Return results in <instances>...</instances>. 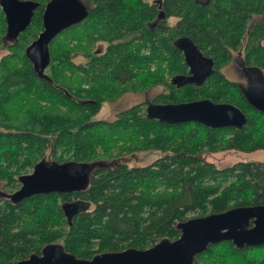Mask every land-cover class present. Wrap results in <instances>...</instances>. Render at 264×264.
I'll return each instance as SVG.
<instances>
[{"label": "trees", "instance_id": "1", "mask_svg": "<svg viewBox=\"0 0 264 264\" xmlns=\"http://www.w3.org/2000/svg\"><path fill=\"white\" fill-rule=\"evenodd\" d=\"M21 1L36 8L28 29L12 39L10 54L0 59V181L19 187L20 177L46 150L50 163L87 166L89 180L72 194L36 195L19 204L0 198V264L40 255L50 244L83 260L129 248L146 250L162 240H177L178 224L191 214L197 218L264 206V161L219 170L202 158L224 151L264 155V114L250 107L244 86L218 71L234 54L247 75L264 84V0H80L88 14L49 44L43 75L26 52L42 32V14L52 0ZM158 9L175 24L151 26ZM6 40L0 7V42ZM100 43L105 50L94 52ZM184 43L213 70L207 80L173 84L174 78L188 75ZM77 56L83 64L73 63ZM165 73L171 78L168 90L153 104L227 103L244 114V126L168 125L147 119L141 104L112 121L99 120L103 101L82 88L104 93L136 80L159 85L166 83ZM146 152L155 158L144 166L119 162ZM200 257L207 264H264V245L237 249L221 242L194 264Z\"/></svg>", "mask_w": 264, "mask_h": 264}, {"label": "water", "instance_id": "2", "mask_svg": "<svg viewBox=\"0 0 264 264\" xmlns=\"http://www.w3.org/2000/svg\"><path fill=\"white\" fill-rule=\"evenodd\" d=\"M6 22L7 37L16 38L31 24L36 6L28 1L0 0ZM88 14L80 0H52L42 14V32L29 46L26 55L33 69L43 75L48 64L49 44L62 31L82 21ZM173 84L179 80L174 78ZM192 84L189 78L185 84ZM251 108L264 114V84L251 82L245 88ZM146 117L168 125L198 123L211 129L244 126L246 118L235 106L215 104L203 99L180 104H149ZM88 167L74 161L55 163L40 161L32 173L20 177V187L10 195L14 204L36 195L71 194L88 183ZM180 236L175 241L162 240L149 249L129 248L103 253L90 260L77 259L61 245L45 246L41 255L13 264H193L194 257L209 245L230 242L237 249L264 245V206L235 207L217 214L189 219L178 224Z\"/></svg>", "mask_w": 264, "mask_h": 264}, {"label": "rangeland", "instance_id": "3", "mask_svg": "<svg viewBox=\"0 0 264 264\" xmlns=\"http://www.w3.org/2000/svg\"><path fill=\"white\" fill-rule=\"evenodd\" d=\"M175 22H176L175 18H171L168 21L169 25H173L175 24ZM32 32H34V30H32ZM11 42L12 40H6V43L0 42V59L10 54L8 48ZM260 44L264 46V39L260 40ZM105 48H106V44L100 43V44L94 45L93 51L94 52L96 50L104 51ZM232 58L233 59L229 60V62H226V64H224L223 66L220 65L218 71L228 81L237 82L239 85L244 86L247 83V77L245 74H241L240 67H239L241 65L240 64L241 61L235 58L234 54L232 55ZM73 63L76 65H80L84 63V60L80 56H77L73 59ZM202 69H204V66H202ZM47 71H46V74H47ZM244 72L247 74L246 71ZM163 77H164V80L166 81V83L164 84L161 83L159 85L148 86L147 84L141 83L139 80H136L133 84L130 83V84L118 86V87L110 86L109 87L110 89L104 93L99 92L97 90H91V88L87 85L82 86V88L84 90L90 91L89 93L91 97H94L100 101H103L101 103V106H100V109H99V112L96 118L99 120L112 121L118 113L128 110L135 105L141 104L142 110L143 112H145L146 106L149 105V104L146 105V102L151 101L150 104H153V102L158 101L156 99H159V96H161V94L165 93L168 90L167 85L170 84L171 78L169 74L165 73ZM214 79L215 77H213L212 79L210 78L207 85L214 82ZM69 158L70 157H64L62 159L68 160ZM154 158L155 156L147 155V152L146 153H134V154H129L125 156V158H123L119 162L122 161L123 163L127 164L130 167L131 166H144L148 164ZM202 158L204 159L206 163L214 165L215 168L219 170L224 169V168H229L238 162H263L264 161V155L260 151H256V152L248 153V154L233 152V151L205 153L202 155ZM51 159L52 158L50 157L48 150H46L41 161L50 162ZM32 171L33 169H30L27 172L32 173ZM4 183H5L4 181H0V198H5V199L9 198L10 195H12V193L15 192L20 187L19 183H18L19 187H16V188H12L11 186L10 187L5 186ZM72 199L73 200L71 201L77 200L74 198ZM190 217L194 218L196 216L195 214H191ZM105 253H112V252H105ZM197 264H207V263L202 257H200L198 259Z\"/></svg>", "mask_w": 264, "mask_h": 264}, {"label": "flooded vegetation", "instance_id": "4", "mask_svg": "<svg viewBox=\"0 0 264 264\" xmlns=\"http://www.w3.org/2000/svg\"><path fill=\"white\" fill-rule=\"evenodd\" d=\"M200 2H201V0H200ZM205 3H208V0H206ZM170 19L167 18V16H166V14H165L164 11H162L161 9H158V12H157V15H156V19L153 21V23H152L151 26H153V27L159 26V27L163 28L165 26V24H161V23L162 22H167L168 23V21ZM259 20H260V17L259 18H254L251 23H255V22L259 21ZM249 27H250V25H249ZM12 39H13L12 37H7V40H12ZM181 47L183 49L184 59L186 58L185 61L188 64V69L189 70H188V73H187L188 75H186L184 77H178L177 78L179 80V83L176 84V85H184L183 83H185L186 80L189 79V78H192L193 79V83H199L200 81L207 80L209 78L208 76L213 72V70L208 65V63L203 59V57H201L200 54L195 53V51L193 50V48L189 44L184 43ZM202 66H204V69H202ZM239 67H240L241 74H245L246 77L248 78L246 85H244V88L240 85L243 90H245V88L251 82H260V81H255L253 78H250L244 72L245 71L243 69L244 67H242L241 65ZM150 103H151V101H148V102H146V105L147 104H150ZM146 108H147V106H146ZM215 245H217V244H215ZM209 246H213V245H209ZM205 252L206 251H204L203 253H205ZM203 253H201L199 255H196L194 257V263L196 262V258L199 257V256H201Z\"/></svg>", "mask_w": 264, "mask_h": 264}]
</instances>
